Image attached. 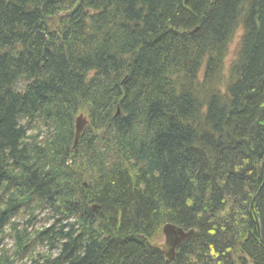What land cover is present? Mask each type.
<instances>
[{
  "label": "trees",
  "instance_id": "obj_1",
  "mask_svg": "<svg viewBox=\"0 0 264 264\" xmlns=\"http://www.w3.org/2000/svg\"><path fill=\"white\" fill-rule=\"evenodd\" d=\"M75 3L0 0V218L6 216L0 231L10 223L15 241L13 258L8 248L0 254L2 264H21L23 254L40 264H151L153 257L161 262V251L143 244L165 222L188 232L186 243L202 251L184 260L177 255V264H264L257 225L259 210L264 219V193L258 205L253 201L264 180V170L257 173L264 165V1ZM240 4H250L247 14L257 17L253 26L246 15L234 69L246 78L233 90L238 105H232L228 91L212 102L205 90L214 74L207 68L199 75L198 65L215 48L219 57L211 55L208 65L220 62L226 44H211L203 53L198 47L197 53L196 45L180 39L176 30L200 22L197 40L216 41L229 31ZM51 11L61 13L58 27L57 20L45 25ZM78 16L104 17L105 23L97 24L103 27L85 42L73 26ZM17 37L21 40L14 43ZM73 39L76 45L68 46L66 58L62 45ZM20 74L28 83L15 88ZM81 111L88 112L90 126L72 149L75 116ZM204 119L212 120L221 134L233 133L226 155L210 144L212 156L219 154L217 161L207 157L200 162L191 146ZM51 127L59 142L51 138L47 143ZM243 156L258 177L254 184L234 180L233 173L247 165L241 163ZM9 164L16 169L4 172ZM9 178L19 194L40 188L55 196L51 203L60 205L57 225L35 235L19 230L18 222H11L15 218L5 214L9 191L2 181ZM35 180L42 186L29 185ZM93 201L101 205L98 229L92 225L96 218L86 213L94 212L87 208ZM71 210L79 217L69 215ZM207 214L204 225L201 218ZM111 221L121 229L104 230ZM76 228L83 233L74 234ZM88 228L105 234L88 238ZM128 233L133 234L126 237Z\"/></svg>",
  "mask_w": 264,
  "mask_h": 264
},
{
  "label": "bare ground",
  "instance_id": "obj_2",
  "mask_svg": "<svg viewBox=\"0 0 264 264\" xmlns=\"http://www.w3.org/2000/svg\"><path fill=\"white\" fill-rule=\"evenodd\" d=\"M64 1L67 2L68 0H52L53 4H60V3H63ZM214 1L216 2V0H214ZM77 2H78V0H76V3ZM261 3H262V1H261ZM249 6H250V4L249 5H247V4L241 5L240 4L238 6V11L234 12V14L232 13V15H231L232 24L229 28V31L227 33H225L220 39H218L216 41L214 39H210V40H206V41L204 40L202 42H199L197 40V36H198V34H200V31H201L200 28L202 26V24L200 22H195L194 24L187 26V27L180 26L176 30V36H178L180 39H182L184 41L187 40L189 42V40H190L189 44L191 46L196 45V48L194 51L197 50V53H198V47H199V51L204 52L211 44H226V49L222 53V55L220 56V62L215 63L213 65H208V60H209V57L211 55H214V57H215L214 59L219 57V54L217 52V48H215L213 50L206 51V55L204 56L203 61L198 65V67H200V69H201L199 75H203V73L206 72L207 68H211L212 73L214 74V75L209 76L211 82L207 85L206 90H205V95L208 97L209 101L216 102L217 100L222 99L226 95L227 91L229 93V97L233 100L234 99V97H233L234 88H236V86L238 84H240V82H242V79H244V77L246 78V75L244 74V72H241L237 69L234 71V69H235V64L237 62V59L240 57L239 53H240L241 47L243 45L242 37H244V35L246 33V29H247V26L245 23L246 15H248L247 21L249 22V20H250V23L253 26H255V23H253L251 21H252V19L255 20L257 18L256 14L255 15L252 13L247 14V11L249 10ZM243 9H245L244 12H242ZM255 9H258V8H255ZM259 12L260 13L263 12L261 8H259ZM94 13L99 14L100 11L94 12ZM60 16H61L60 12H58V14H54L53 11H51L48 15V18L45 20L46 21V23H45L46 27H49L50 25L53 26L54 21H56V20H57V27H58ZM258 16H259V14H258ZM104 20H105L104 17H97L94 19L88 18L87 19L86 16H83V17L78 16V17H76V19H73V22H74L73 26L76 27L77 29L79 28L78 30L81 33L83 41L87 42L91 38L92 34H93L92 36L97 35V33L94 34L93 31L96 32V31L100 30L103 27V25H97V24L105 23ZM250 23H249V25H250ZM89 25H90V27H89ZM19 32L20 31H18V30L15 31L16 34ZM185 32L190 34V35H187ZM237 35H238V38H237L238 41H236V39H235ZM20 40L21 39H19V37H17V39H14L13 42L17 43ZM44 41H45L44 42L45 44H46V41H48V38L46 36L44 37ZM75 43H76V41L73 39L71 41L65 42L62 45L65 47V48H62L63 56H65L66 58L69 57V55L71 54L70 53L71 48H69V47L76 45ZM187 46H188V44H187ZM233 46H237V47H236V50H235L233 57L229 58V55L231 52V47H233ZM209 49H211V46L209 47ZM83 59H84V57H83ZM233 73H234V76H233ZM16 80H17L16 81L17 83H16L15 88H17L18 84H19L18 87L27 84L29 78L23 74H20ZM213 80H215V85L213 83ZM230 88H231V90H230ZM7 89H8V87H7ZM195 89L198 92L201 91L199 83H196ZM193 101H194V99H193ZM195 102L199 103V105L202 104L201 99H198ZM235 103L238 105V101L236 99H234V101L232 102V105ZM234 108H236V107H234ZM236 109L240 110V107H237ZM117 113H119V107L117 108ZM77 117H78V115L75 116V119ZM216 118L219 119L218 117H216ZM29 120H30V118H29ZM233 120H236V119L233 118L231 120V122H233ZM88 126H90V123L84 128V131ZM232 134L233 133L229 132L228 130L227 131L224 130V133L221 134L220 130H218V128H216V126L212 123V120L204 119L203 121L201 120V128L197 131L195 138L191 142V146H192V148L196 149L197 154L199 155L200 162H201V159L207 158V157H212L215 159V161H217V158H219V156H218L219 154H216L217 156H212L210 144L213 145V147H216V149H219L220 151H222L226 155V153H227L226 149H227L228 145L230 144L229 139H231ZM52 135H53V129L51 127L49 130V133H48L47 143L49 140H51ZM77 137H78V134L75 133L74 141L77 139ZM52 139H53V143L59 142V140L56 138V136H54ZM237 139H238L237 137H233L232 143L235 145H238ZM72 142H73V140H72ZM75 148H76V145L73 142L72 149H75ZM223 153H221V154H223ZM240 160H241V163H247V165L245 167V170H241V171L236 170L233 173L234 180L237 182L246 181L250 184L256 183L258 180V177L252 175L251 170L249 169V166H248L249 161H247L244 156L241 157ZM11 168H13L15 170L16 166L13 164H11V165L9 164L8 167L3 168V171L7 172ZM257 169H259V170H257V173H260L261 171L264 170V165L258 166ZM30 178H31V180H33L32 177H30ZM2 182H3V184H5V187L9 191V193L5 195L6 196L5 204L7 206V209H9V210L6 211L5 214H9L10 216H13V217L20 219L22 221L21 224L19 225V230H28L29 232L33 233V235H35L36 232H38V230L40 228L45 229L49 226L57 225L56 222L59 219H58V217H56V215L59 212L58 210L60 208V205H56L54 208V207H52V203H51L52 201H55V196L50 197L48 195L49 193L47 191L42 192L40 188H31L32 189L31 192H28L27 194H19V192L18 193L16 192L17 191L16 186L13 184L14 180L11 181V179L9 178V181L4 179ZM33 182L40 183L42 186V183L39 182L38 180L29 182V185H33ZM83 183H84V185H87L86 181H84ZM263 186H264V180L260 184L255 196L257 195L260 188ZM214 194H216V193L214 192ZM255 196H254V198H255ZM87 208L90 209L91 211H94L93 213L92 212H86V213H88V215H93L96 218L95 222L92 225H93L94 229H98L99 225H100L101 205L98 202L93 201L87 206ZM96 211H99V212H96ZM251 211L254 212L253 207H251ZM259 211L262 214V211L261 210H259ZM69 215H71L73 217H77V218L79 217V216L73 215L72 210L69 211ZM258 219H257V225H258ZM201 221L204 225H207V222L209 221L208 214H207V216H204L203 218H201ZM115 222L113 223V221H111L109 224L106 225L107 228L105 226L104 230L109 229L110 232L119 231L121 229V226L117 222L116 223ZM226 226L227 225H224L222 227L226 228ZM169 228H172L173 230L169 231L168 230ZM160 231H163V233H165L167 235V236H165L166 237V241H165L166 243L162 242V244H161L160 234H159ZM184 231L185 230L181 229L179 226H177L175 224L165 222L164 225L158 229V232H156L152 237L149 238V242H145L143 244V246L150 251H159V252L161 251L160 252L162 255L161 262H160V259H158V261H157V259H155V257H153L154 259L150 258V259H152V262H150V263L151 264H177V261H176L177 255H180V256L184 255L181 258L182 260H184L185 258H188L190 255L195 254L197 251H201V250H198L199 246H197L196 250H195V245H193V247H192L191 245L186 243V239L183 238L184 237L183 236ZM258 232H259L258 234L261 236V231L259 229H258ZM82 233H83L82 228L74 229V234L80 235ZM87 234L89 235L88 238H94L97 234L101 235V234H105V233L102 230H96L93 233V231L90 228H88ZM132 234L133 233H128L125 236L130 237ZM148 235H150V234H148ZM210 238H211V240H213L212 235ZM21 241H23V240H21ZM222 241L224 242V240H222ZM0 244H1V242H0ZM164 244L169 245L168 251H166L163 248ZM186 244H187V246H185ZM232 244H234V243H231V245ZM180 246H183V247L181 248L180 253H179ZM230 247L231 246H229V248ZM211 249L213 251V255H215L216 249L213 246H211ZM206 252L208 254L207 249H206ZM29 258L32 259L33 257L30 254L19 255V260L21 261V264H26V262H24V261H28V262H30V264H40L39 259L28 260ZM0 264H2V261H0Z\"/></svg>",
  "mask_w": 264,
  "mask_h": 264
},
{
  "label": "rangeland",
  "instance_id": "obj_3",
  "mask_svg": "<svg viewBox=\"0 0 264 264\" xmlns=\"http://www.w3.org/2000/svg\"><path fill=\"white\" fill-rule=\"evenodd\" d=\"M237 38H238V35L236 36V41H238L237 40ZM236 47L237 46H233V47H231V52H230V55H229V58H231V57H233V55H234V53H235V50H236ZM82 112V114H84V115H87V117H88V119H89V123H90V118H89V114H88V112L87 111H81ZM81 112H79V113H81ZM78 113V114H79ZM81 114V115H82ZM80 115V116H81ZM77 121V120H76ZM41 134L42 135H44L45 134V129H41ZM4 216V215H3ZM5 219H6V216H4V217H1L0 218V224H3L4 222H5ZM11 222H12V219H11ZM15 222H18V221H15ZM10 223H6V224H4L3 226H2V228H3V230L9 225ZM18 224L20 225L21 223H19L18 222ZM9 229H5L4 230V232H2V233H0V242H1V244H0V247L2 246V248L5 246V245H7V247L8 246H10V244H9V242L10 241H13V237L10 235L9 237L8 236H6L5 235V232L6 231H8ZM1 232V231H0ZM160 241H161V244H162V242H164V243H166L165 241H166V237L165 236H167L165 233H163V231H160ZM9 248V250H10V253H9V256H11L12 257V254H13V249L11 248V246L10 247H8ZM163 248L166 250V251H168L169 250V245H167V244H164L163 245ZM237 257H239V254L238 253H235V255H234V258H236L237 259ZM248 259V258H247ZM29 260V259H28ZM249 260V259H248ZM247 260V261H248ZM24 262H26V264H30V262H28V261H24ZM23 262V263H24ZM248 264H250V263H248Z\"/></svg>",
  "mask_w": 264,
  "mask_h": 264
},
{
  "label": "water",
  "instance_id": "obj_4",
  "mask_svg": "<svg viewBox=\"0 0 264 264\" xmlns=\"http://www.w3.org/2000/svg\"><path fill=\"white\" fill-rule=\"evenodd\" d=\"M77 121H78V123H77V134H78L77 139H78L79 138V133L81 132V130L83 128L85 120H83V119L81 120L79 118ZM263 193H264V186L260 188V190L258 191L257 195L255 196V198L253 200L255 204H257V205L259 204L260 197L262 196ZM258 229L261 231L260 240H261V243L264 246V219H263L262 214H260V217L258 219ZM168 230L171 231L173 229L169 228ZM183 236H184L183 238H185L187 236V233H184Z\"/></svg>",
  "mask_w": 264,
  "mask_h": 264
}]
</instances>
